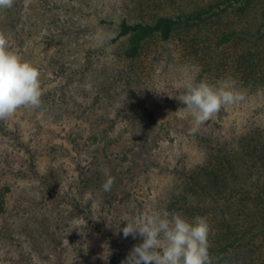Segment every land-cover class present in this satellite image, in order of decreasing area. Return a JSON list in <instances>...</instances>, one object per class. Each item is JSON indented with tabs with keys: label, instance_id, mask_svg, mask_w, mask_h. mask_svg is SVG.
<instances>
[{
	"label": "rangeland",
	"instance_id": "1",
	"mask_svg": "<svg viewBox=\"0 0 264 264\" xmlns=\"http://www.w3.org/2000/svg\"><path fill=\"white\" fill-rule=\"evenodd\" d=\"M227 1L15 0L0 9V32L39 69L43 92L40 109L0 121V190L7 191L0 264H121L142 242L120 231L137 212L207 219L173 203L188 196L187 173L199 175L220 154L233 169L226 182L264 180L256 152L264 139V0L248 14L234 3L216 16ZM199 13H207L203 23L186 24ZM163 17L182 19L172 38L150 39L127 59L119 25ZM247 64L259 81L243 79ZM229 77L245 101L191 132L190 114L177 113L186 107L178 100L185 82ZM106 174L115 178L110 191L102 189ZM209 174H201L203 186ZM192 201L201 211L213 202ZM207 221L212 234L222 225Z\"/></svg>",
	"mask_w": 264,
	"mask_h": 264
},
{
	"label": "clouds",
	"instance_id": "2",
	"mask_svg": "<svg viewBox=\"0 0 264 264\" xmlns=\"http://www.w3.org/2000/svg\"><path fill=\"white\" fill-rule=\"evenodd\" d=\"M15 0H0V9L14 6ZM178 100L192 118L195 132L223 107L240 104L246 92L237 87L232 78H221L215 83L207 79H189ZM40 71L8 46V39L0 32V121H7L19 109L37 110L42 107ZM102 184L110 191L115 178L107 175ZM179 194V193H177ZM124 238L142 239L133 245L121 264H219L220 257L210 253L212 229L205 217L191 220L181 213L143 210L126 219Z\"/></svg>",
	"mask_w": 264,
	"mask_h": 264
},
{
	"label": "trees",
	"instance_id": "3",
	"mask_svg": "<svg viewBox=\"0 0 264 264\" xmlns=\"http://www.w3.org/2000/svg\"><path fill=\"white\" fill-rule=\"evenodd\" d=\"M255 1L229 0L227 4H217L216 7L219 9V13L216 12L215 15L219 16L220 13L227 12L229 8L233 7L234 3L241 5L238 11L242 15L248 14ZM222 5H225V7L222 8ZM206 14L199 13L188 17L185 19L186 24L203 23ZM262 17L264 21V10ZM181 20L163 17L154 24L138 23L135 25L123 21L119 25V37L128 38V47L124 53L125 57L127 59L137 58L143 45L150 39L160 38L163 41H169L180 25ZM234 34L225 35L219 44L228 43ZM258 34L260 38L264 37L263 31H258ZM246 36H250V33H247ZM242 75L246 81H252L253 79L255 82L259 81L256 79V72L250 64H247ZM258 145L256 152L259 153L258 161L261 166L257 170L264 171V139L260 140ZM225 155L220 154L214 157L215 164L211 162L207 166L198 168L197 172L199 175L192 176V173H187L183 185L189 186V189L184 191L188 196L184 197V195H181L173 204L174 206L180 205L187 214L197 211L209 215L207 217L208 220L222 221V229L220 226L209 238L210 241H213L210 253L213 256L220 257L219 264H232L234 260H242V264H258L260 259L262 264L264 263V252L262 250L264 249V180L258 179L255 183H249L248 180H245L241 185L240 181H236L234 178H231L230 183L226 182V174L232 173L233 169L231 163L226 161L227 157ZM208 169L210 170L207 178L209 185L203 186L200 177ZM6 192L5 190H0V215L6 209ZM192 192L193 195H191ZM194 195L202 197L204 202L208 200L211 202L212 199V206L210 203H206V207L202 211L197 207V209H193L192 200H194ZM184 198H186L185 201ZM181 214L184 215V213ZM211 217L212 219H210ZM241 219L245 220L247 224H239ZM259 240L260 243L257 250L254 247Z\"/></svg>",
	"mask_w": 264,
	"mask_h": 264
}]
</instances>
